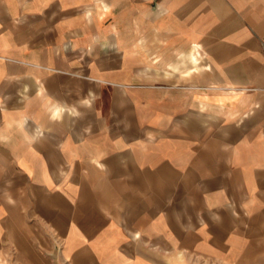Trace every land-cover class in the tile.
<instances>
[{"label":"crops","instance_id":"1","mask_svg":"<svg viewBox=\"0 0 264 264\" xmlns=\"http://www.w3.org/2000/svg\"><path fill=\"white\" fill-rule=\"evenodd\" d=\"M264 264V0H0V264Z\"/></svg>","mask_w":264,"mask_h":264},{"label":"rangeland","instance_id":"2","mask_svg":"<svg viewBox=\"0 0 264 264\" xmlns=\"http://www.w3.org/2000/svg\"><path fill=\"white\" fill-rule=\"evenodd\" d=\"M179 264H219L217 262H212L210 260L199 258L195 256H187L181 259Z\"/></svg>","mask_w":264,"mask_h":264}]
</instances>
